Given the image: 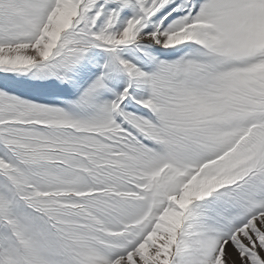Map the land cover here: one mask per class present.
Here are the masks:
<instances>
[{"label": "snow or ice", "instance_id": "snow-or-ice-1", "mask_svg": "<svg viewBox=\"0 0 264 264\" xmlns=\"http://www.w3.org/2000/svg\"><path fill=\"white\" fill-rule=\"evenodd\" d=\"M0 264H264V0H0Z\"/></svg>", "mask_w": 264, "mask_h": 264}]
</instances>
